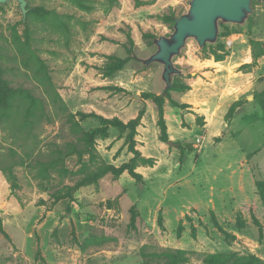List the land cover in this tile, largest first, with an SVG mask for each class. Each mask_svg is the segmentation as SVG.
<instances>
[{
    "label": "rangeland",
    "instance_id": "rangeland-1",
    "mask_svg": "<svg viewBox=\"0 0 264 264\" xmlns=\"http://www.w3.org/2000/svg\"><path fill=\"white\" fill-rule=\"evenodd\" d=\"M26 2L25 20L15 0L0 5L1 78L38 101L0 109V264H163V252L179 264L228 253L264 261V120L253 100L264 55L254 61L249 42L264 43V3L243 24L219 27L204 51L188 39L173 58L183 72L173 80L190 87L170 90L163 105L169 139L192 147L180 152L160 140L157 108L143 98L164 93L163 65L143 60L190 0ZM140 111L135 148L152 160L137 164L142 181L127 171L88 180L133 154L115 128L87 145L99 123L86 115L127 123Z\"/></svg>",
    "mask_w": 264,
    "mask_h": 264
},
{
    "label": "trees",
    "instance_id": "trees-1",
    "mask_svg": "<svg viewBox=\"0 0 264 264\" xmlns=\"http://www.w3.org/2000/svg\"><path fill=\"white\" fill-rule=\"evenodd\" d=\"M255 2V1H253ZM252 2V3H253ZM167 22L170 23L171 29L174 25V17H168ZM223 26V23L219 24V27ZM157 39V38H156ZM250 45L253 49V59L256 61L259 57L264 55V43L260 41L250 40ZM206 49V46L202 48L204 51ZM133 58L132 52L128 51V57L124 59H116L112 58V63H110L107 68L109 73L112 74L113 72H116L123 68V66L131 59ZM216 61H222L224 60V55H216L214 57ZM251 65H243L241 68H249ZM181 75H175L172 78V84L173 87L169 90H167L165 93L155 95L152 93L143 94L144 99H149L152 101V103L156 106L157 112H158V124L160 128V140L167 144L169 147H173L178 149L180 152H183L185 150H191L192 147L181 145L178 142L170 141L168 132H167V126L164 119V109L163 105L165 103V100L168 99V94L170 90H178L181 92L188 91L190 87L188 85H185L179 81H174L173 79L175 77H178ZM16 97L21 98L24 100L29 107L35 106L38 101L36 98H34L31 93L27 90H14L10 88L7 84V82L1 78V71H0V109H6L10 107V104L15 100ZM253 100L259 105L262 111V117L264 120V90L258 92L253 96ZM143 116V111H140L138 115L128 121L127 123H123L117 118L113 119H106L102 116H98L95 114H88L86 117H92L96 119L99 123V125L93 129H90L89 131L85 132L83 135V141L87 145H94V140L96 138H106L108 135V130L110 128L118 129L121 132H127V143L129 147V151L133 154V157L127 162L124 163L118 167L113 165H103L99 169H97L96 172L93 173L91 177H88V180H95L107 173H110L111 175L118 177L125 171L128 172V174L134 178L137 182L142 181V176L135 172V169L137 168V164L139 162H142L144 164L151 165L152 160L150 158H145L141 155V153L135 148L136 140L135 136L137 134V127L140 124L141 118ZM256 189L258 192V195L264 205V180H258L256 181ZM138 217V213L135 209L131 211V221L130 226L135 227V220ZM211 218L215 226H217L218 230L222 233V235L226 238V240H234L235 237L233 235H230L226 231H224L222 228H220L217 224L216 217L213 213H211ZM160 219V218H159ZM161 224V223H160ZM238 228L239 223H238ZM182 231L181 224L178 226V234H180ZM0 234H4L2 227H1V220H0ZM192 234H194V229H192ZM177 251L176 253H178ZM161 256L165 259L163 264H179L180 258L174 255H171L169 253H162ZM205 264H264V261L260 259L259 257L255 255H248L245 257L239 256L237 253H228V254H209L204 259Z\"/></svg>",
    "mask_w": 264,
    "mask_h": 264
},
{
    "label": "water",
    "instance_id": "water-1",
    "mask_svg": "<svg viewBox=\"0 0 264 264\" xmlns=\"http://www.w3.org/2000/svg\"><path fill=\"white\" fill-rule=\"evenodd\" d=\"M9 1L12 0H0V5ZM15 1L25 20L29 12L26 0ZM253 1L264 3V0H190L187 10L174 19L172 32L155 39V52L143 60L145 65H163L164 93L173 87L172 78L183 73L174 66L173 58L180 54L186 41L193 39L200 49L215 43L219 24H243L252 13Z\"/></svg>",
    "mask_w": 264,
    "mask_h": 264
},
{
    "label": "crops",
    "instance_id": "crops-1",
    "mask_svg": "<svg viewBox=\"0 0 264 264\" xmlns=\"http://www.w3.org/2000/svg\"><path fill=\"white\" fill-rule=\"evenodd\" d=\"M193 106H194V109H197V108L195 107L194 103H193ZM170 141H171V140H170Z\"/></svg>",
    "mask_w": 264,
    "mask_h": 264
}]
</instances>
